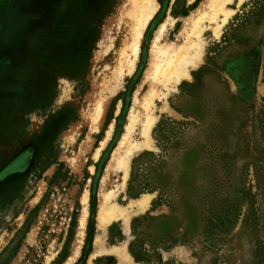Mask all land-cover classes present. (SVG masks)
Listing matches in <instances>:
<instances>
[{
    "label": "rangeland",
    "instance_id": "374dc122",
    "mask_svg": "<svg viewBox=\"0 0 264 264\" xmlns=\"http://www.w3.org/2000/svg\"><path fill=\"white\" fill-rule=\"evenodd\" d=\"M210 2L153 0L137 42L134 0L54 2L22 65L19 102L0 114V264L251 257L252 241L240 221L227 223L225 207L264 194V0H230L224 25L223 14L198 22ZM199 46L179 83L154 72L160 49L182 56ZM148 115L150 146L138 150ZM105 204L121 211L107 224Z\"/></svg>",
    "mask_w": 264,
    "mask_h": 264
},
{
    "label": "crops",
    "instance_id": "0c3cea01",
    "mask_svg": "<svg viewBox=\"0 0 264 264\" xmlns=\"http://www.w3.org/2000/svg\"><path fill=\"white\" fill-rule=\"evenodd\" d=\"M50 1V11H47ZM57 0H0V114L19 100L21 68L30 60L31 42L52 21ZM24 48V55L21 54ZM15 108V107H14Z\"/></svg>",
    "mask_w": 264,
    "mask_h": 264
},
{
    "label": "bare ground",
    "instance_id": "6f19581e",
    "mask_svg": "<svg viewBox=\"0 0 264 264\" xmlns=\"http://www.w3.org/2000/svg\"><path fill=\"white\" fill-rule=\"evenodd\" d=\"M191 1H193V0H191ZM239 1L242 2V0H239ZM227 2L230 3V0H211V2H210L211 4L209 5L210 6V9H209L210 12L209 13L205 12L203 15H201L202 17L198 20V22L205 20V19H209V21H211V22H217L218 16L220 14H223L224 18L222 20V25H224L227 22L230 15L233 13L232 11H228L227 9H225L224 6L226 5ZM152 6H153V0H134V6H132L134 11L130 17L135 21V26L133 28V34H134V39L136 42L141 38L143 29L146 27V25L148 24V22L150 21V19L152 17ZM197 23H196V26H197ZM221 27L222 26H219V28L217 27V29L215 30L216 36H219ZM134 42H133V45H134ZM137 47L138 46L135 44L134 45V51L135 52L137 51ZM155 52H157V51H155ZM168 53L169 52L165 49H160L157 53H155L156 62L153 63V70L155 73L158 72L159 74L160 73H166V74L168 73L169 76L172 77L170 79H174L175 84H177L183 78L187 77L188 68L190 66L192 67V66H195L197 64V61L200 59V55L202 53V47L199 46L198 50H196L193 54L192 53L190 54L187 52L186 55L182 54V56H180L177 52H175L173 55H170ZM162 63H164L165 65L169 64V67L168 66L164 67L162 65ZM99 116H100V114L98 112L97 117H95L93 119V122H96L97 119L99 118ZM134 118H136V117L134 116ZM134 118H131V120H130V124L127 127V134L124 137V139L130 134L131 128L135 126L134 124L136 121ZM155 122H156V118L154 116H151V115L147 116V119L142 126V136L144 137L145 141L143 143L135 144L134 145L135 149L139 150V149H143V148H148L150 146L149 132L152 129ZM131 155H132V149H128L126 157L123 158L121 163H120V165L124 169V176H123L124 181H126V179L128 177V164H129ZM142 203H140V205L143 206ZM120 212L121 211L119 210L118 207L108 206L107 204H105L102 207V214H101L102 222L104 224H107L108 222L120 217V215H119ZM115 253H116V251H115ZM120 255H121V257L124 256L123 254H120Z\"/></svg>",
    "mask_w": 264,
    "mask_h": 264
},
{
    "label": "trees",
    "instance_id": "16d2710c",
    "mask_svg": "<svg viewBox=\"0 0 264 264\" xmlns=\"http://www.w3.org/2000/svg\"><path fill=\"white\" fill-rule=\"evenodd\" d=\"M243 76L248 74L250 78L254 71V61L251 57L242 59ZM248 197L241 196L228 198V204L225 207V217L227 223H241V229L246 234L248 241H252L253 248L251 257L244 264H264V194L261 191L252 194L251 191L246 193ZM259 196L262 201H258ZM130 252L134 255L132 248Z\"/></svg>",
    "mask_w": 264,
    "mask_h": 264
}]
</instances>
